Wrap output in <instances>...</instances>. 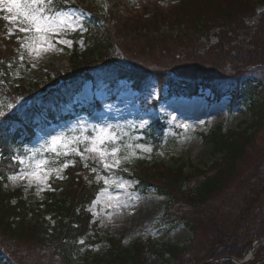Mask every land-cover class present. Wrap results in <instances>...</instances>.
<instances>
[{
    "label": "trees",
    "instance_id": "16d2710c",
    "mask_svg": "<svg viewBox=\"0 0 264 264\" xmlns=\"http://www.w3.org/2000/svg\"><path fill=\"white\" fill-rule=\"evenodd\" d=\"M261 4L264 0H175L166 5L161 0H144L133 13L92 12L93 20L85 31L72 34L74 42L81 39L84 47L79 49L75 43L64 72L17 86L12 93L2 90L8 99L22 104L0 115V153L7 160L11 148L21 150L18 139L22 138L23 145L32 141L34 135L28 126L44 127L42 111L51 120L67 118L71 97L94 73L113 82L127 79L136 89H148L150 78L157 82L158 89L167 88L176 96L192 97L208 90L216 100L229 98L231 107L246 103L251 119L249 123L242 122L240 130H224L218 125L200 134L212 154H219L211 164L199 167L180 159L169 165L154 160L147 167L137 166L135 173L138 189L146 192L154 188L166 197L158 227L173 229L185 225L194 233L193 240L200 231L211 229V235L220 244L215 251H200V243L190 244L191 241L179 246L142 237H135L124 246L120 239L108 237L109 246L104 253L93 256L88 253L75 261L80 239L93 228L86 206L100 186L83 182L76 173L79 165L68 169L64 180L52 181V189L45 192L42 201L28 202L22 198L21 190L3 189L8 172L6 163L0 162V264H16L12 254L18 251L16 244L23 247L20 252L50 259L43 264H147L153 257L160 259L161 264L168 260L171 264H194L203 258H244L251 240H230L254 226V239L262 240L259 237L264 235L263 220L259 219L255 225L251 217L262 192L258 188L263 187H256L255 193L240 198L226 195L225 189L227 183L228 187L248 185V180H258L263 183L258 186L264 185V156L254 162L258 173L246 172L245 168L237 171L249 157L248 152L264 124V60L252 51L257 48L256 34H264V11L258 9ZM9 43L6 40L4 44ZM129 44L135 50L132 60L126 55L125 46ZM139 48L167 57L162 63L154 60L144 63L136 55ZM243 48L249 49L247 53L244 54ZM5 50L11 52L12 48ZM210 52L224 53L218 57L224 58L203 64L194 57ZM8 61L0 48V82ZM251 63L256 65L255 72L247 67ZM221 66L229 70L246 67L239 73L234 70L235 75H214L213 71H221ZM164 129V125L154 121L142 133L148 143L159 145ZM92 168L98 173L104 171L100 165L94 164ZM216 200L221 201V206L213 209ZM194 210L198 215L192 218L189 214ZM1 244L10 250L2 249ZM258 253L256 250L248 264H258ZM216 264L233 263L224 260Z\"/></svg>",
    "mask_w": 264,
    "mask_h": 264
},
{
    "label": "rangeland",
    "instance_id": "374dc122",
    "mask_svg": "<svg viewBox=\"0 0 264 264\" xmlns=\"http://www.w3.org/2000/svg\"><path fill=\"white\" fill-rule=\"evenodd\" d=\"M141 1L55 0L54 7L56 10L63 9L70 12L73 15V19L82 17L79 20L82 29L77 27L75 31H68L66 34L51 37L50 43L53 47L46 52H41L39 56H36L34 52L30 53L26 48H21L25 34L19 32L12 24L2 19L8 13L0 11V38H7V41H10L7 46L8 48H12L11 52L4 49L6 56L10 57L8 58L7 69L2 73L0 90L9 92L19 85H28L35 81L44 80L48 76H52L58 72L65 71L69 66V56L75 45L78 44L79 49H83L84 47L82 40L74 42L72 34L77 31L83 33L86 26L93 20L88 10L92 12L113 10L127 14L136 10ZM171 1L175 0H161V4L166 5ZM258 9L264 11V4L259 5ZM9 28H12V35H8ZM259 33L256 34L254 39L257 43V48H252V51L263 56L260 59L264 60V34ZM61 40L71 41V44L59 43L58 41ZM0 47H2L1 42ZM125 47L128 59L132 60L135 57L134 48L130 44ZM142 49L139 48L136 51V55L140 56L144 63H146V60L148 62L154 60L162 63L167 57H162L156 52L148 53L144 51L145 49ZM235 49L239 55V47L236 46ZM247 50L249 49L244 50L243 48L244 54L247 53ZM223 54L210 52L203 55L194 54V57L200 63L212 64V61L215 62L216 59H223L224 57L218 58L223 56ZM150 56L151 58L149 59ZM245 67L236 68V73L245 70ZM247 67L253 71L256 65L251 63ZM219 69L221 71L217 70L218 73L213 71V74L216 76H231L236 74L233 72L236 69L229 70L224 66L219 67ZM93 76L95 79L92 82H83L84 85L80 93L72 100L71 113L67 119L56 123L53 122L45 128H36V136L33 142L23 145L21 151L18 148H11L12 153H17L14 157L23 159L25 163L21 164L20 159L11 158L12 167L15 168L12 169L4 180L3 188L5 190L20 188L24 199L38 202L43 199L44 193L51 189L52 181L62 180L65 177L66 170L69 167H73L79 163L82 166L80 169L87 168L85 170H89L88 168L94 164L100 165L103 168L102 164L95 158V154L85 153L84 159H81L80 155L73 152H68L67 155L57 157L55 153L45 151L44 149L47 142L54 136H80L83 133V136L91 137L99 129L108 128L115 132L118 137L115 141L107 142L109 150L111 146L118 147L120 149L118 155L122 159V163L118 168H104L106 171L102 170L99 173H93L91 168L89 170L94 175L95 181L101 183L102 187L95 199L87 206V210L92 215L94 226L89 234L79 241L80 249L74 260L79 261L88 253L90 256L104 253L109 246L108 237L120 239L124 246L129 245L135 237H142L144 240L151 238L155 241L169 242L179 246L186 245L191 241L190 244L200 243V247L198 248L200 251H215L220 244L216 237L211 235V229L200 231L201 233L193 240L194 233L185 225H178L173 229L158 227L157 223L163 214L166 197L158 194L154 188L146 192L138 189L135 173L137 172V166L142 167L145 165L147 167L148 165L138 161L151 162L161 160L169 165H174L176 160L182 159L190 160L192 164L199 167L211 164L219 157V154H212L211 148L203 143L199 133H208L218 125L224 130H235L242 122L249 123L251 119L249 106L243 103L231 107L227 98L219 101L213 100L207 90L203 91L199 96L192 98L170 94L166 89L161 93L157 89V82L150 78H147L148 82H150L148 89L135 90L131 82L127 80L108 81L101 77L99 73H94ZM20 104L21 102L19 101L14 102L12 99H8L0 91V112L14 109L15 106L20 108ZM262 114L264 116V109ZM154 121L167 126L163 135L164 139L159 145L148 143L142 135V131L146 130ZM240 129L238 128V130ZM81 138L83 139V137ZM18 141L20 142L21 139H18ZM85 146V143L78 145L81 152H83ZM73 147H77V145H73ZM59 150L62 152L66 151L65 149ZM132 153L134 155H131L129 160H123L124 156H129ZM248 153H250L249 157L241 163L237 171L245 168L246 172L247 170H251L252 173H258L254 162L264 156V124L257 134L253 148ZM33 154L36 158H47L49 161H58L57 163H50L48 165L52 169L58 168L63 163L68 162L69 166L64 168L60 173V176L63 178H59L55 172H52L46 181L31 179L30 182V179L27 177L20 179L19 175L22 169H27V164ZM108 162L111 163V158H109ZM244 162L245 164H243ZM261 171H263L262 166H260L259 172ZM97 175L102 178L107 177L111 180L120 181L126 184V187L121 189L111 184L106 186L103 179H97ZM11 176H16L17 179L10 180L9 177ZM260 184L263 183H260L258 180H248V185H232L228 187L227 183L225 189L226 195L240 198L255 193L256 187H263L258 188V191L262 190V192L257 198V203L254 204V208H256V211H254L255 215L251 217L255 225L259 219L263 220L264 223V185L258 186ZM105 187L108 189L107 192L102 191ZM117 197L118 200L115 199ZM220 202L216 200L213 204V209L219 208L221 206ZM229 211H231V208ZM195 214L198 215L194 210L189 215L194 218ZM139 215L140 217L138 218ZM254 227L249 228L245 231L246 233L235 236L230 240H244L247 238L249 241L251 240L250 247L244 258H234L240 261L244 260L250 255V251L252 250L251 258L242 264H248L253 261L256 250H258V256H260L258 264H264V235L259 237V239H262L261 241L255 240ZM204 237L206 239L203 241ZM225 240H228V238ZM22 248L20 244H16L15 249L18 251L17 253L12 252L16 264H43L49 259L35 252L34 256L33 254L29 255L20 252L19 250ZM2 249H8L9 251L10 247H2ZM203 259L196 260L194 264H203L204 262L216 264L224 260L236 264L227 260V257ZM170 261L168 260V262H164L163 264H171ZM147 264L161 263L160 259L153 257Z\"/></svg>",
    "mask_w": 264,
    "mask_h": 264
},
{
    "label": "snow or ice",
    "instance_id": "6c2138e0",
    "mask_svg": "<svg viewBox=\"0 0 264 264\" xmlns=\"http://www.w3.org/2000/svg\"><path fill=\"white\" fill-rule=\"evenodd\" d=\"M54 5L55 0H0V11L8 13L2 19L12 24L19 32L25 34L21 48H26L30 53L34 52L36 56H39L41 52H46L53 47L50 43L51 37L66 34L68 31H75L77 27L82 29V25L79 23L82 17L73 19V15L70 12L63 9L56 10ZM8 35H12V28L8 29ZM58 42L71 44V41L61 40ZM0 115H3V113L0 112ZM117 138L115 132L108 128H101L91 137L83 136V133L80 136H54L47 142L44 150L55 153L57 157L73 152L80 155L81 159L85 158V153L95 154V158L102 164L103 168H118L122 163V159L118 155L120 149L111 146L109 150L107 143L115 141ZM81 143L86 144L83 152L78 147ZM73 145H77V147H73ZM59 149H65L66 151L62 152ZM131 155H134V153L124 156L123 160H129ZM109 158H111V163L108 162ZM14 159L20 158L14 157ZM57 162L56 160L49 161L47 158H36L33 154L27 164V169H22L19 178L24 179L27 177L30 182L31 179L46 181L52 172H55L59 178H63L60 173L69 164L65 162L55 169L48 167L50 163ZM20 163L24 164L25 161L20 159ZM92 171L95 173L96 169L93 168ZM9 179L15 180L17 177L11 176ZM97 179H103L106 186L111 184L121 189L126 187V184L107 177L102 178L97 175ZM102 191L107 192V187L102 189ZM115 199L118 200V197Z\"/></svg>",
    "mask_w": 264,
    "mask_h": 264
},
{
    "label": "water",
    "instance_id": "95a60500",
    "mask_svg": "<svg viewBox=\"0 0 264 264\" xmlns=\"http://www.w3.org/2000/svg\"><path fill=\"white\" fill-rule=\"evenodd\" d=\"M251 255H252V250L250 251V255H248L244 260L240 261V260H236V259H234L232 257H227V260H230V261H232V262H234L236 264H242V263L248 261L251 258ZM207 263H209V262H204L203 264H207Z\"/></svg>",
    "mask_w": 264,
    "mask_h": 264
},
{
    "label": "bare ground",
    "instance_id": "6f19581e",
    "mask_svg": "<svg viewBox=\"0 0 264 264\" xmlns=\"http://www.w3.org/2000/svg\"><path fill=\"white\" fill-rule=\"evenodd\" d=\"M190 106H192V105H190ZM194 109H195V107H194ZM140 217V215L138 216V218Z\"/></svg>",
    "mask_w": 264,
    "mask_h": 264
}]
</instances>
